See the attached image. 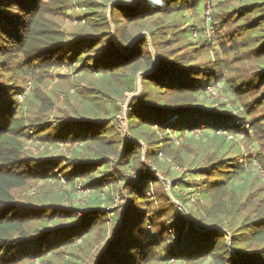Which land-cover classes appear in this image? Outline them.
<instances>
[{"label": "trees", "instance_id": "obj_1", "mask_svg": "<svg viewBox=\"0 0 264 264\" xmlns=\"http://www.w3.org/2000/svg\"><path fill=\"white\" fill-rule=\"evenodd\" d=\"M204 2L205 0H138L135 6L114 3L111 14L118 40L123 48L130 47L128 53H123L116 46L112 32L108 29L110 28L108 18L104 16L96 19L95 11H91V15L87 14L85 20L87 19L92 29H98L99 25L93 20H102L101 26L107 29L77 33L69 39L55 19L62 13L61 10L64 8L66 10V0H0V76L7 78L5 83L0 81V264H19L30 257L42 256L59 246L65 247L82 236L75 231L69 234L70 228L86 226L88 233L101 216V207L95 210L81 209L85 213L84 216L71 215L73 220L67 225L56 224L52 229L38 228L33 232L29 230L33 222L55 220L56 216L59 217L57 209L53 208L54 211L49 214L43 206L20 202L14 194L15 190L33 180H49L56 175L54 170L59 166L58 161L50 158L38 161L35 157L22 155L24 141L36 135L42 140H50L51 143L80 141L85 145V149L93 146L95 151L92 158L81 155L69 161L77 173L81 171L87 176L88 167L95 173L97 166H109V158L114 156L117 168L122 167V171L125 172L133 169L138 175L133 182L128 181V176L120 175L131 197L126 210L133 201H136L140 205L139 214L143 218L148 217V225L134 235L122 236V225L127 219L125 211L117 238H113L107 248L98 255L94 264H145L158 258L157 249L160 245L157 243L158 240L166 241L173 234L175 240L170 245H175L176 249L163 248L161 252L162 258L167 261L171 258L194 261L213 257L218 264H264V246L253 249L251 253L241 252L237 247L239 239L233 237L232 246L237 253L235 258L225 235L221 234L218 228H213L200 219L202 231L197 230L194 227V220L188 218L180 208L175 211L176 217L169 221V229L164 228L161 234L153 231L150 233L148 226L152 227L153 216L150 215L149 207L142 206L150 204V189L159 182V179L152 168L142 161L140 156L142 145L138 138L143 139L147 145V159L159 164V154L171 155L169 147L173 142L167 135L168 132L180 130L181 133L185 128L201 126L200 120H204L205 124L211 127L224 128L226 134L246 132L247 121H243L242 124L237 123V120L233 122L234 119L230 116L223 120L216 113H212V110L204 109L202 94L204 95L209 86L224 76L222 67L218 69L219 73H215L210 67H203L196 61V56L201 53L197 47H192V39H187V43L178 39L179 34L182 35L180 38L188 37L189 27L176 29L175 25H171L169 30L172 32L166 30L167 26L164 25L148 27L157 51L158 67L152 52L148 49L147 37L142 36L132 42L136 35L131 34L127 28V24H144L143 21L156 15V22L161 17L180 16L187 23V12L191 11L200 16L199 13L207 8V3ZM226 14L228 15L225 16L226 23L244 20L242 29L255 34L256 38L255 42L249 44L256 47L259 45L255 50L264 53V15L257 19L256 17L247 19L246 16L255 15L256 12L244 8H233ZM117 16L121 18L118 19ZM214 20L213 18L212 26L217 28L220 24H216ZM189 26H193V30L197 31L196 25ZM242 34L244 32L239 36L243 37ZM176 43L181 45L174 47ZM220 46L223 47L224 43H220ZM203 47L212 49V41L206 39ZM220 52L217 51L216 55L218 56ZM62 58L72 63L80 60L81 65L77 67L80 72H99L102 88L112 87L116 93L121 86H124L123 91L132 90L128 87L133 80L131 74L140 70L147 73L142 77L143 84H153L158 92L154 95L155 102L149 100L147 104H139L134 99L127 110V120L131 124L130 128L136 140L126 138L121 142L114 136H109L110 133H115L116 127L102 119L93 121L66 115L50 124L39 118L27 122L28 119L17 105V91L24 88L26 78L35 79L40 71L61 65ZM257 75L259 84L263 82L264 85V68ZM115 76L123 77L119 79L123 85L117 84ZM237 81L238 79H225L222 80V84H226L225 88L237 98L236 102H242L247 99V93L254 89L251 88L253 80L250 82L241 80V83ZM38 98L44 103L46 113L50 108L46 103L48 99L43 96ZM262 104L264 92L253 104L245 105V108L241 109L242 117L252 116L256 108ZM194 111L199 118L195 117ZM113 112L116 113L117 110ZM258 123L257 120L248 122L249 127ZM226 164L233 163H226L225 159L212 161L209 167L204 168V174L215 173L223 177L227 175L225 177L230 183L234 180L231 172L240 175L241 172L226 169L230 167ZM68 172L71 173L67 170L65 176ZM205 182L206 192L213 195L224 187L222 180L211 182L206 178ZM90 184L91 182L87 185ZM229 210L231 208L225 212L228 213ZM255 212L254 216L245 217L242 224L245 231L242 234L250 235L251 240L255 242H264V209L257 208ZM208 213L213 215L210 211ZM115 214L114 218L120 221L122 214ZM60 215L63 216L61 213ZM115 235L116 231L113 236Z\"/></svg>", "mask_w": 264, "mask_h": 264}, {"label": "rangeland", "instance_id": "obj_2", "mask_svg": "<svg viewBox=\"0 0 264 264\" xmlns=\"http://www.w3.org/2000/svg\"><path fill=\"white\" fill-rule=\"evenodd\" d=\"M66 1V10L65 8L63 11L61 10L62 13L55 19L66 33L67 38L72 39L77 33L107 29L101 26L102 20H93L94 23L99 24L97 25L98 29H92L87 19L85 20L87 14L91 15V11H95L96 19L104 16L108 18L110 27L108 29L112 32L116 46L123 53L129 52L130 47L123 48L118 40L111 12L113 4L116 2L135 6L138 0ZM263 1L205 0L206 10L201 11L200 16L188 11L187 23L180 16L161 17L156 22V15L143 21L144 24H127L130 33L136 35L132 42L137 41L139 37H147L148 49L152 52L156 67H158L159 59L155 56L157 51L148 27L164 25V27L167 26L165 29L170 32H172L169 30L171 25H175L176 29L189 27L188 37L180 38L182 35L179 34L177 35L178 39H182L186 43L189 38L192 39V47H197L201 53L196 56V61L203 67H210L215 73H219L218 69L222 67L224 76L209 86L204 95L202 94L204 109L212 110V113H216L223 120L230 116L231 119H234L233 122L237 120V123L242 124L243 121H247L244 133L229 132L226 134L224 128L211 127L205 124L204 120H200L201 126L185 128L181 133L180 130L168 132L167 135L172 138L173 142L169 147L171 155L159 154L161 159H159V164L152 163L147 159V145L143 139L138 138L142 145L140 155L142 161L152 168L159 179V182L150 189V204L142 205L144 208L149 207L150 215L153 216L152 227L148 226L150 233L153 231L161 234L164 228L169 229V221L176 217L175 211L180 208L188 218L194 220V227L197 230L202 231L199 224L200 219H203L206 224L212 225L213 228H218L221 234L225 235L235 258H237V253L232 246L233 237L239 239L237 247L241 249V252L251 253L253 249L264 246V242H255L251 240L250 235L242 234L245 231L242 226L245 217L254 216L257 208L264 209V131L262 130L264 129V104L256 108L254 114L247 118H243L240 113L245 105L253 104L254 100L264 92L263 82L259 84L257 75L264 68V53L255 50L259 45L256 47L249 44L255 42L256 38H254L255 34L242 29L244 20L226 23L225 16H228L226 12L233 8H244L256 12L255 15L246 16L247 19H255V17L257 19L264 15ZM251 5L252 7H250ZM200 7L203 9V5ZM117 18L120 19L121 16H117ZM213 18L216 24H220L217 28L212 26ZM191 24L196 25L197 31L193 30V26H189ZM242 32H244L243 37L239 36ZM206 39L212 41V49L203 47ZM220 43H224V46L221 47ZM179 45L181 43H176L174 47ZM217 51H221L218 56L216 55ZM79 61L72 63L62 58L61 65L40 71L42 73L39 72L35 79L28 77L24 80V88L17 91V105L25 118L30 120L27 122L39 118L50 124L66 115L88 118L93 121L102 119L104 122H109L112 127H116L115 133H110L109 136H114L121 142L126 138L136 140L130 128L131 124L127 120V110L134 99L139 104H147L146 102L149 100L155 102L154 95L158 92L153 84H143L142 77L147 73L140 70L131 74L133 80L128 84V87L132 90L123 91L124 86H121L118 87L119 91L116 93L112 87L102 88L99 72H80L77 69L81 65ZM147 72L150 73V71ZM115 78L118 85H123L119 82V79L123 77L115 76ZM225 79H238V83H241V80L246 82L253 80L251 88L254 89L247 93V99L236 102L237 98L233 97L230 91L225 88L226 84H222V80ZM0 81L5 83L7 78L0 76ZM100 88L104 92H101ZM38 96L48 99L46 103L50 108L46 113H44V103L39 100ZM114 110L117 112L114 113ZM193 113L195 117H198L195 111ZM255 120L259 123L249 127L248 122ZM52 134L54 135V131ZM94 151L93 146L85 149V145L80 141L51 143L50 140H42L37 135L30 136L24 141L23 156H32L38 161L50 158L59 163L58 168L54 170L56 175L53 178L33 180L14 191L16 199L20 202L43 206L49 214L54 209L59 212V217L56 216L55 220L33 222L29 228L31 232L38 228L52 229L56 224L67 225L73 220L71 215L84 216L85 213L81 209L93 208L95 210V208L101 207V216L88 233H86L88 231L86 226L70 228L69 234L75 231L82 235L74 242L65 247L59 246L55 250L47 251L42 256L30 257L19 264H94L98 255L107 248L113 238H117L118 228L124 219L125 211L127 219L122 225V236L134 235L141 228L147 227L148 217L143 218L139 214L140 205L136 201H133L126 210L131 197L127 187L122 183L120 175L128 176V181L133 182L138 177L133 169L130 172L122 171V167L117 168L116 157L111 156L109 166H97L98 169L95 173L88 167L87 176L81 171L77 173L73 170L72 164L69 163L73 157L83 155L92 158ZM220 159H225L226 163H233L232 165L226 164V166H230L226 169L239 170L241 175L231 172L230 175L234 177V180L228 183V178L225 177L227 175L223 177L215 175V173L204 174L205 167H209L212 161ZM67 170L71 173L68 172L65 176ZM206 178L211 182L222 180L224 187L217 194L207 193ZM90 182L91 184L87 185ZM229 208L231 210L228 213L225 212ZM208 211L213 215H210ZM115 213L122 214L120 221L114 218ZM214 215H216L215 218H213ZM115 231L116 235L113 236ZM203 231L207 230L203 229ZM174 240V234L166 241L158 240L157 243H160L157 249L158 258L145 264H218L213 257H204L194 261L177 259L175 263L167 261L162 258L161 252L163 248L176 249L175 245H170Z\"/></svg>", "mask_w": 264, "mask_h": 264}, {"label": "built area", "instance_id": "obj_3", "mask_svg": "<svg viewBox=\"0 0 264 264\" xmlns=\"http://www.w3.org/2000/svg\"><path fill=\"white\" fill-rule=\"evenodd\" d=\"M210 88H212V87H210ZM176 260H177V259H174V258H171V259H170V261H171V262H174V263L176 262Z\"/></svg>", "mask_w": 264, "mask_h": 264}, {"label": "water", "instance_id": "obj_4", "mask_svg": "<svg viewBox=\"0 0 264 264\" xmlns=\"http://www.w3.org/2000/svg\"><path fill=\"white\" fill-rule=\"evenodd\" d=\"M155 56H157V54H155ZM158 57V56H157ZM184 208V207H183Z\"/></svg>", "mask_w": 264, "mask_h": 264}]
</instances>
